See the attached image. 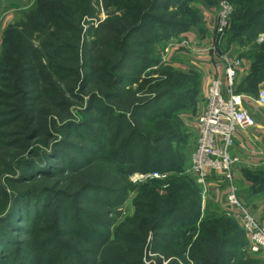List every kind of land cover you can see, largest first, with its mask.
<instances>
[{
  "label": "trees",
  "instance_id": "16d2710c",
  "mask_svg": "<svg viewBox=\"0 0 264 264\" xmlns=\"http://www.w3.org/2000/svg\"><path fill=\"white\" fill-rule=\"evenodd\" d=\"M191 1L113 0L123 14L116 18L126 21L119 29L107 18L98 27L107 28L103 35L90 27L88 41L81 21L93 16L92 0H36L25 25L43 35L37 45L29 41L28 31L14 25L5 30L0 106L8 109L0 118V264H145L142 254L149 244L172 257L170 264H188L187 259L195 264H264L240 259L245 231L225 214L214 216L208 208L203 213L201 190L182 171V134L174 120L185 99H193L196 76L171 70L151 86V98L137 99L128 87L157 63L155 43L190 30L195 21ZM228 1L233 13L226 47L239 45V57L250 61V72L235 91L255 95L264 81V39L259 40L264 0ZM111 27L116 35L108 31ZM98 47L118 51L112 67L123 72L113 80L105 72L112 76L106 90L90 93L78 121L69 118L66 102L62 117L53 111L62 89L47 68L71 59L77 64L80 48L88 54ZM31 69L44 82L33 79L21 88ZM53 72L66 80L77 69L63 64ZM30 141L40 146L30 148ZM136 171L174 174L137 186L129 178ZM244 174L252 184L250 194L264 192V171ZM129 190L137 193L135 212L115 225L112 215Z\"/></svg>",
  "mask_w": 264,
  "mask_h": 264
},
{
  "label": "rangeland",
  "instance_id": "374dc122",
  "mask_svg": "<svg viewBox=\"0 0 264 264\" xmlns=\"http://www.w3.org/2000/svg\"><path fill=\"white\" fill-rule=\"evenodd\" d=\"M113 0H92L94 4L93 8V16H86L84 15L83 20L81 21L82 31L84 33V38L86 40H90L93 35H90L91 29L90 27L97 29L98 27L101 28V25L105 22L108 18L112 19L111 23L113 27H118L120 29V24H124L126 21L125 19H121L118 21L116 17H120L122 12L121 10L116 9L115 5L112 4ZM36 0H0V57L2 55V50L5 47V43L3 44V36L5 30L11 25L16 26L18 29L22 31H28L27 36L30 37L29 41H31L34 45L39 43L41 39L39 31H32L28 30L25 21L27 18V14L30 10H32L35 6ZM144 6V1L142 2ZM141 5V6H142ZM191 11H193L195 21L194 24L191 25L190 30L185 33H181L177 37H171L162 42L155 43V50L154 56H157V63L155 65L149 66L142 72L140 76H138V80L136 83L130 84L128 87L135 89V98L143 99V98H151L153 96L150 93L154 83L156 80L165 79L167 75L170 74L169 71L172 72H180L183 73L185 76H196L195 80L197 81L195 86V92L192 95L193 99L187 98L186 105L183 109L177 112V121L174 120L179 125V132L182 134L180 138V142L178 145V151L184 157V162L182 165V171L190 176L192 180L195 181L197 184L194 175L188 170V163L190 159V154L194 148V143L197 134V116L202 110L203 107V100L204 94L207 87V80L205 79V72L203 71V65L207 64L206 61L210 60V63H214V58L216 57L215 53H213L212 49L209 47L212 44L211 41V34L215 25L217 23L218 17V0H192L190 2ZM233 7V5H232ZM142 9L145 8L141 7ZM140 12L134 11L131 13L130 19H134ZM233 13V10H232ZM123 15V14H122ZM232 14L230 17L229 27L226 30L222 43L220 47L223 50L229 52L230 48L227 49L226 47V38L228 35V31L231 27ZM108 26V25H107ZM109 27V26H108ZM112 28V30H108L109 32L116 33V28ZM99 35H103L102 30L107 29H99ZM122 31V30H121ZM102 32V33H101ZM189 33L190 39L187 37ZM116 35V34H115ZM264 34H262L263 36ZM96 36V35H94ZM106 37V36H105ZM95 38V37H94ZM97 38V37H96ZM261 38V37H260ZM62 39H65L62 37ZM260 40V39H259ZM80 41V40H79ZM80 42L79 45H81ZM18 45V43H16ZM91 51H88V54L84 51H78V63L76 64L73 59L67 60L66 62L60 61L59 63H52L53 67L47 68V72L50 71V79L55 81V84H59V88L62 89V97H57L54 100L53 104V111L55 112H62L61 116L63 117V102H66L67 108L70 111V119L74 121H78L81 118V110L85 107L86 101L92 91H97L99 89L106 90V85L110 81V74L107 76L105 72H111L113 74V79L120 76L123 72L117 68L112 67L115 62L118 61L119 53L118 51H102L100 47L94 49L90 48ZM230 54V52H229ZM73 57V55H71ZM204 56H208V58L204 59ZM104 58H106L104 60ZM34 62V60H33ZM67 65L71 66L75 70L77 69L76 75H71L66 80H63V77L54 76V68L60 65ZM90 66V67H89ZM33 68V67H32ZM37 69V68H36ZM36 69H31L30 73L27 74L28 78L22 80L20 87L25 88L27 86L28 81L30 80H38V82L42 83L43 77L37 76L35 74ZM33 73V75L31 74ZM101 73H103L102 76ZM100 74V75H99ZM207 74V73H206ZM134 75V74H133ZM135 77V75L133 76ZM207 77V76H206ZM62 78V79H61ZM72 80L74 81L72 83ZM145 80V81H144ZM164 83L160 84V87L163 86ZM74 93V95H73ZM81 97V98H80ZM8 109L7 106H0V118H2L4 111ZM57 116V115H56ZM55 115L52 116L53 118H57ZM60 116V113L58 117ZM179 121V122H178ZM10 128V127H8ZM17 129H15L16 131ZM12 138V137H10ZM29 147L32 148L34 145H39V141H30ZM42 148V147H39ZM23 155H29L28 152H24ZM15 157L14 160H16ZM150 172V171H146ZM136 173L140 172H133L130 175V181L134 185H141L147 182L150 179L144 181H134V176ZM168 175L174 174V172H162ZM159 179V178H154ZM159 179V180H165ZM199 186V184H197ZM166 186V185H165ZM163 186V187H165ZM163 189V188H162ZM200 189V186H199ZM163 192V191H162ZM136 192L134 190H129L128 195L124 203L118 207L117 212L112 215L114 217V224H118L123 221L126 217H131L135 212L134 206V197L136 196ZM203 203V213L205 211H209L210 214L220 217L221 214H225L226 216L230 217L233 224H235L238 228H242L240 222L236 215L233 214L232 208L229 206L227 210L222 209L219 205L216 204H206V198ZM208 208V209H207ZM207 209V210H206ZM244 236L246 239L245 244L241 247V255H239L241 260L250 261L255 259H259L264 262V254H253L248 250V242H247V234L244 232ZM191 239L192 236L189 234L185 239L186 242L188 239ZM149 242L150 241V238ZM147 239V240H148ZM148 242V243H149ZM157 245V243L155 242ZM186 252L188 251L189 245H186ZM220 248V247H219ZM185 252V253H186ZM187 254V253H186ZM211 260L215 261L218 258L214 252L210 255ZM220 256V255H219ZM172 258V257H171ZM169 257H164V255L155 252V249H152L151 245L149 244L147 249L142 254V259L145 264H170ZM236 257H232V261L236 262ZM188 264H195L190 259H187ZM217 260L216 264H219ZM222 261H220L221 263ZM186 264V263H184Z\"/></svg>",
  "mask_w": 264,
  "mask_h": 264
},
{
  "label": "built area",
  "instance_id": "2783aa9c",
  "mask_svg": "<svg viewBox=\"0 0 264 264\" xmlns=\"http://www.w3.org/2000/svg\"><path fill=\"white\" fill-rule=\"evenodd\" d=\"M232 10L228 0H218L217 23L211 34L212 44L209 48L215 53V64L222 69L223 76L214 75L207 83L203 107L197 116L198 128L188 170L200 186L203 202L209 189L208 170L221 174L226 189L225 201L235 211L247 234L249 252L264 254V227L238 196V186L234 179V168L238 160L230 151L234 131L254 124L252 115L243 106V94L235 91L240 60L220 47L229 27ZM257 102L264 104V87L258 91ZM166 177V173L150 171L136 173L133 180L136 182Z\"/></svg>",
  "mask_w": 264,
  "mask_h": 264
},
{
  "label": "crops",
  "instance_id": "0c3cea01",
  "mask_svg": "<svg viewBox=\"0 0 264 264\" xmlns=\"http://www.w3.org/2000/svg\"><path fill=\"white\" fill-rule=\"evenodd\" d=\"M187 37L190 35L186 33ZM260 40L264 35H260ZM190 39V37H188ZM242 48L239 45L230 47V55L238 60L236 84L250 72V61L244 57H239ZM208 56H204V59ZM203 65L205 79L207 83L210 77L214 75L223 76L222 69L214 63ZM207 73V74H206ZM207 76V77H206ZM264 87V81L258 84V91ZM257 94H243V106L252 115L254 124L237 128L234 131L231 154L237 158V164L234 168V179L238 186V196L251 210L254 217L264 227V192L259 194H250L251 181L245 176V171H264V104L257 102ZM204 97V96H203ZM209 189L206 195V204H216L222 209L227 210L229 205L225 201L226 189L222 183L221 174L208 170ZM205 201V200H204ZM235 215V211H233Z\"/></svg>",
  "mask_w": 264,
  "mask_h": 264
}]
</instances>
